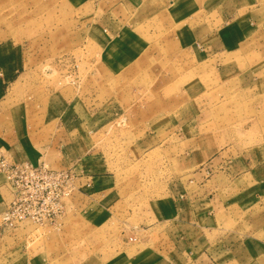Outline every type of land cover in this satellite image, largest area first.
<instances>
[{
    "label": "rangeland",
    "instance_id": "374dc122",
    "mask_svg": "<svg viewBox=\"0 0 264 264\" xmlns=\"http://www.w3.org/2000/svg\"><path fill=\"white\" fill-rule=\"evenodd\" d=\"M100 8V0H0V53L14 52L18 67L4 84L7 89L0 101V157L71 170L79 186L84 174L56 164L59 145L70 141L58 134L67 128L58 119L64 110V115L75 114L80 121L75 128L82 136L81 146L90 148L85 156L92 155L94 167L103 165L121 182L136 185L137 199H130L125 218L117 220L114 211L90 208L78 191L66 199L60 226L24 222L1 235L0 264H5L8 249L20 245L31 258L48 255L44 263L78 264L88 255L114 256L144 237L149 220L138 218L141 211L147 215L143 202L168 195L167 182L173 177L162 147H176L180 117L193 110L186 103L197 95L190 92L197 84L195 54L180 47L178 33L161 18L163 28L147 38L142 57L113 72L101 58V34L90 28ZM248 11L255 18L249 37L227 50L235 52L244 69L241 83L256 88L243 95L235 88L239 76H223L215 84L200 75V109L217 111L218 123L225 127L230 122V142L239 150L264 145V0H251ZM211 22L200 17V25ZM216 33L207 31L202 42ZM226 60L212 59L210 65L225 66ZM218 104L219 108L208 107ZM146 134L159 138L162 147L138 152L149 143ZM0 179L6 205L11 196L1 172Z\"/></svg>",
    "mask_w": 264,
    "mask_h": 264
},
{
    "label": "crops",
    "instance_id": "0c3cea01",
    "mask_svg": "<svg viewBox=\"0 0 264 264\" xmlns=\"http://www.w3.org/2000/svg\"><path fill=\"white\" fill-rule=\"evenodd\" d=\"M250 3L251 0H100V12L90 28L93 34H101V58L107 69L120 72L125 63L142 57L147 38L163 28L159 21L165 18L170 29L178 33L175 40L180 47L195 54L193 72L197 84L196 90L190 92L197 95L186 103L193 110L180 117V131L174 135L180 142L175 148L162 147L159 138L146 134L144 140L149 143L137 150L165 148L167 171L173 177L167 182L166 198L143 202L147 215L141 211L138 218L149 220L144 237L114 256L88 255L78 264H264V145L239 150L230 142V122L225 127L218 123L217 111L207 106L200 109V75L215 84L221 83L223 76L228 80L239 76L240 84L235 88L243 95L256 88L241 83L244 69L239 68L235 52L227 50L249 37L255 21L254 15L249 17ZM200 17L212 22L200 25ZM209 30L217 33L202 42ZM233 35L237 39H231ZM195 45H202L204 50L200 52ZM222 58H228L225 66L210 65L212 59ZM17 72L14 52L0 53V101L7 89L4 84ZM73 107L72 104L69 110ZM208 107L219 108L220 104ZM64 112L59 111L58 119L67 128H60L58 134L70 141L59 145L56 164L59 169L73 168L77 174H84L78 179L79 193L90 208L109 209L114 211V219H124L130 199H137L136 185L121 182L118 174L104 171L103 165L94 167L92 155L85 156L87 144L86 148L81 146L82 136L75 128L80 121L74 113ZM84 137L87 139L88 134ZM20 162L25 161L14 163ZM1 191L0 185V212L5 208ZM16 248L7 250L5 264H55L54 260L44 263L48 255L31 258L22 245Z\"/></svg>",
    "mask_w": 264,
    "mask_h": 264
},
{
    "label": "built area",
    "instance_id": "2783aa9c",
    "mask_svg": "<svg viewBox=\"0 0 264 264\" xmlns=\"http://www.w3.org/2000/svg\"><path fill=\"white\" fill-rule=\"evenodd\" d=\"M0 172L11 196L0 212V236L24 222L60 226L66 199L81 189L71 170H54L45 164L14 163L0 157Z\"/></svg>",
    "mask_w": 264,
    "mask_h": 264
}]
</instances>
